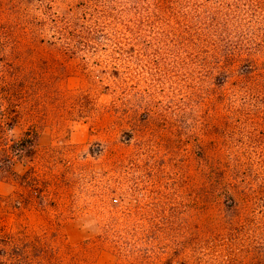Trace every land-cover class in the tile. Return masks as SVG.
I'll return each instance as SVG.
<instances>
[{"label":"rangeland","instance_id":"obj_1","mask_svg":"<svg viewBox=\"0 0 264 264\" xmlns=\"http://www.w3.org/2000/svg\"><path fill=\"white\" fill-rule=\"evenodd\" d=\"M135 1L0 0V264H264V0Z\"/></svg>","mask_w":264,"mask_h":264},{"label":"trees","instance_id":"obj_2","mask_svg":"<svg viewBox=\"0 0 264 264\" xmlns=\"http://www.w3.org/2000/svg\"><path fill=\"white\" fill-rule=\"evenodd\" d=\"M130 0H86L85 4L89 5V9L90 7L94 10H98L100 15H94V21L92 26L90 25V28H94V30H96V28L99 27H106L109 23H115V21H112L113 18H119V24H125V22H123V19H121L120 17H118L116 15V13L120 10L123 9L126 5L127 2H129ZM133 1V0H131ZM163 0H136V5H134V8H138L139 3L141 7H143V5L145 4L146 6H148V12L149 15L154 14V11L156 9H159L161 7L164 6V4H162ZM108 7V9L106 10V8ZM86 12L85 11L84 14L85 16H83V18H85V20H87V16H86ZM88 23V22H87ZM87 23H82V24H87ZM122 26V25H121ZM63 34V35H62ZM60 34V36H58L61 39V35H62V40L64 41H68V37L62 33ZM69 43V42H67ZM27 243L24 241H15L13 239H11L10 237H6L3 239H0V254H4L5 252L8 253H16V254H24L25 249L27 247L26 245Z\"/></svg>","mask_w":264,"mask_h":264}]
</instances>
